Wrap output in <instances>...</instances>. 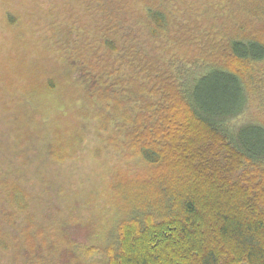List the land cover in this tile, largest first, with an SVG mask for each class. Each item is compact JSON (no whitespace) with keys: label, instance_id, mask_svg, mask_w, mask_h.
Wrapping results in <instances>:
<instances>
[{"label":"trees","instance_id":"1","mask_svg":"<svg viewBox=\"0 0 264 264\" xmlns=\"http://www.w3.org/2000/svg\"><path fill=\"white\" fill-rule=\"evenodd\" d=\"M91 1L111 29L129 21L115 5L120 0ZM184 1L169 0L167 10L163 0L139 4L157 56L107 39L103 46L118 55L110 69L76 64L103 128L128 126L120 138L148 164L134 185L143 190L137 203L150 201L151 213L137 208L121 222L108 264H264V123L249 113L264 78V0H188V31L176 38L170 20L184 12ZM126 61L128 79L111 80ZM43 192L47 213L54 196ZM10 193L2 213L24 228L29 201L21 188ZM31 218L16 244L24 264L40 255ZM64 238L65 252L78 246ZM40 257L37 264H70Z\"/></svg>","mask_w":264,"mask_h":264},{"label":"rangeland","instance_id":"2","mask_svg":"<svg viewBox=\"0 0 264 264\" xmlns=\"http://www.w3.org/2000/svg\"><path fill=\"white\" fill-rule=\"evenodd\" d=\"M141 1L116 3L130 18L111 29L91 0H0V264L25 263L16 244L30 214L40 255L26 264H37L40 256L44 262L63 256L70 264H108L121 222L134 217L137 208L151 213L150 201L137 203L143 190L134 185L148 164L120 138L128 126L103 128L76 67L86 61L95 64L96 72L110 69L118 55L103 46L107 39L120 50L129 45L156 55L159 46ZM188 2L184 12L171 17L176 38L188 31L183 25ZM163 4L167 10L169 0ZM131 64H122L111 80L128 79ZM259 84L262 92L252 97L249 113L264 123V78ZM13 187L21 188L29 201L28 213L20 217L24 228L13 226L1 210L3 202L10 204ZM46 187L54 196L47 213ZM66 235L78 243L68 252Z\"/></svg>","mask_w":264,"mask_h":264}]
</instances>
